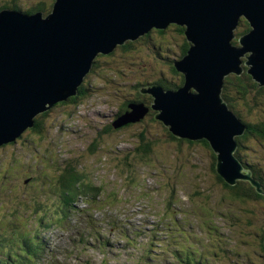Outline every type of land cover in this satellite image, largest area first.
Instances as JSON below:
<instances>
[{
  "label": "rangeland",
  "instance_id": "obj_1",
  "mask_svg": "<svg viewBox=\"0 0 264 264\" xmlns=\"http://www.w3.org/2000/svg\"><path fill=\"white\" fill-rule=\"evenodd\" d=\"M39 2L44 1L6 0L0 5L14 3L27 9ZM15 12L30 16L23 13L26 11ZM50 13L52 11H45L44 17ZM247 22L250 24L242 15L233 29L235 37L231 44L241 50L239 60L243 68L240 75L235 72L227 75L234 80L250 75L247 70L251 67L245 61L252 51L239 41L241 36L248 34L245 27L252 29ZM174 28L178 29L177 24ZM169 34L184 42L180 31ZM169 34L162 37L170 39ZM127 50L117 48L112 52L128 56ZM131 51H136L138 57L124 60L119 56L112 60L117 62L112 67L107 64L109 55L100 54L99 63L91 67L89 78L83 81H87L89 87L80 104H60L53 111L59 112L46 118L47 128L43 134L30 132L29 127L15 140L0 146V206L16 207L12 197L23 187V172L33 174L31 179H36L33 187L22 189L24 194L35 192L34 189L43 191L44 177H55L66 161L80 162L81 169L105 186L112 196L111 200L107 199L108 203H102L103 206H91L88 199L95 200L89 197L80 199L79 207L71 212H55L53 208L51 215L56 220L46 219L43 223L40 216L32 217L30 211L20 212L18 215L25 226L35 229L31 236L38 241L40 253L36 264H264L261 243L264 199L250 198L240 203L232 196L229 198L224 184H231L221 175L225 182L218 179L217 156L209 145L200 142L205 138L193 141L171 135L163 120L155 117L158 110L151 106L154 100L149 103L152 94L141 92L136 85L144 84L149 78L157 81L166 78L168 88L163 89L176 91L180 78L172 69L163 67V61L157 63L163 65L160 69L166 71V75L154 73L157 70L154 64L156 70L147 75L151 58L148 59L141 48ZM182 53L176 45L170 59L179 60ZM139 57L147 61L141 62ZM251 81L254 86L264 88L252 77ZM232 89L231 86L228 92L221 90L224 103L243 124L257 123L255 115H264V111L259 106L248 113L243 102L235 106L237 99L232 97ZM255 98L264 107V97ZM127 100L132 102L126 105ZM132 103L148 109L143 117H138L142 110H137L138 114L131 107ZM125 108L131 119L137 117V121L130 122L134 125L120 132L106 133L109 124L121 116L118 112ZM261 118L264 121V117H259L260 121ZM95 143L97 149L91 151ZM236 145L233 153L240 150L243 163L234 158L244 169L250 170V165L259 167L264 179V138L248 136L241 142L238 140ZM145 150L148 153L144 154ZM127 161L135 166L126 168ZM235 181L233 185L239 179ZM90 215H93L92 220L87 219ZM25 232L29 231L19 228L14 215L9 212L6 216L0 208V264L8 257L12 259L14 250L23 251L18 241L30 240L29 235L22 234ZM10 245L14 248H9Z\"/></svg>",
  "mask_w": 264,
  "mask_h": 264
},
{
  "label": "water",
  "instance_id": "obj_2",
  "mask_svg": "<svg viewBox=\"0 0 264 264\" xmlns=\"http://www.w3.org/2000/svg\"><path fill=\"white\" fill-rule=\"evenodd\" d=\"M242 15L252 26L239 38L252 51L245 61L251 67L247 72L261 86L264 0H56L46 17L41 12L27 16L1 11L0 146L34 126L40 113L77 95L99 54H109L117 44L135 40L153 27L173 23L185 26L190 42L188 53L175 62L186 82L176 91L159 85L143 86L140 91L152 94L151 106L158 110L155 117L175 135L210 141L217 153L216 171L228 183L250 179L264 194L251 171L232 155L235 137L244 133L245 124L220 94L224 78L243 71L241 50L231 44ZM130 105L142 110L138 117L148 110L141 104ZM124 115L114 125L137 121L130 112Z\"/></svg>",
  "mask_w": 264,
  "mask_h": 264
},
{
  "label": "trees",
  "instance_id": "obj_3",
  "mask_svg": "<svg viewBox=\"0 0 264 264\" xmlns=\"http://www.w3.org/2000/svg\"><path fill=\"white\" fill-rule=\"evenodd\" d=\"M6 0H0V4L3 3ZM44 2H39L36 6V8H34L31 11H26V13L28 12L29 15H32L34 13H38L41 12L43 13V15L45 14V11H52L54 4L56 2V0H43ZM1 12V11H0ZM243 23L246 22L244 19L241 20ZM245 24V23H244ZM174 25L176 24H169L168 26H166L165 28H157V27H153L151 28L148 32H146L144 35H141L140 37H138L135 40H129L126 41L124 45L118 46L117 48H121V49H129L127 51H125V53H129L128 56H124V55H116L114 52L109 53V57H110V61L107 63L110 67L115 66L116 63L112 60H117V58H119V56H121L124 60H128L130 57H138L136 55V51H131L132 49H136V48H141L144 50V52L146 53L148 59L151 58V61H149V63H151L150 66V73L147 75H151L154 70L153 64L157 66V70L156 74H158L159 72L161 74L166 75V71L160 69V66L163 65H159V63H157L158 61H163L164 65L163 67H167L168 69H172V72L175 73V76L180 78V85H176L174 87H182L185 84V75L178 71L175 67V62H177L178 60H174V59H170L173 57V53L176 50V45L178 47H180L183 50L182 56L181 58H179V60H181L183 58V56L185 54L188 53L189 49H190V42L187 40L186 35H185V27L183 26H179L177 25V28H174ZM250 26V24L247 22V26ZM175 30L180 31L181 33V37L184 40V42L181 40V38L179 37H175V36H171L169 33L170 32H175ZM245 30H247L248 32L251 30L248 27H245ZM169 34L170 35V39H167L165 36ZM178 40H181V43H179ZM174 48H173V46ZM116 48V49H117ZM174 51V52H173ZM100 55V54H99ZM139 60L141 62H146L147 60L144 59L143 57H139ZM155 62V63H154ZM163 62H161L163 64ZM168 62V63H165ZM98 57L93 61V68L96 66V64H98ZM147 66V64H145ZM148 67V66H147ZM91 71V70H90ZM89 73L85 76L84 80H87L89 78ZM121 74H123V71H120ZM133 74V73H132ZM155 78V77H154ZM161 79V78H160ZM165 79V80H163ZM246 79V80H245ZM83 80V81H84ZM167 81V82H165ZM168 79L166 78H162L161 80L157 81V80H150V78L147 81H144V84L142 85H136V88L141 90V88L143 86L148 87L149 85H159L162 88H168V85L166 83H168ZM237 81V82H236ZM86 83H82L79 87H78V94L75 96H71L69 97L66 101L59 103V104H55L51 109H49L48 111L44 112V113H40L39 115L36 116L35 118V123L34 126L29 128L30 132H34V133H38V134H43L46 131V124H45V120L46 118H50L53 117L54 115H56L57 112H59V110L53 112L55 109H57L60 104H77L80 100H83L82 97L86 96L87 94V89L89 87L88 82L85 81ZM234 82V83H233ZM228 84H231V86L233 87L232 91H231V95L232 97L236 98L237 100L235 101V106L237 103L239 102H243L244 106H245V111H247L248 113H252L254 111L255 108H259L260 106V110L264 111V107L261 103H259L257 101V98L254 99V97H259V100H261L260 98L264 97V93L262 91H264V88H258L257 86H254L255 84L252 83L251 81V76L249 75L248 77H242V78H236V80H234L231 75L225 77L224 79V85H223V91H227L229 90V87L231 89V86L227 87ZM257 87V88H256ZM258 90V92H257ZM193 91L195 92V90L193 89ZM259 93V94H258ZM223 95V92H222ZM248 95H250L248 97ZM223 97H225L223 95ZM253 97V98H251ZM153 96L149 97V103L151 102V99L153 100ZM226 98V97H225ZM138 101V100H136ZM135 101V102H136ZM132 101L127 100L125 102V104H129ZM81 103V102H80ZM78 103V104H80ZM148 102H145V106H147ZM256 106V107H255ZM128 111L127 108H125L124 110H120V112H118V115L123 116L124 114H126ZM238 115L241 117L240 113L237 112ZM116 117V116H115ZM255 117H257V123L253 124V123H249V122H245V129H244V133L242 135H238L236 136V141L238 142V140L241 142L243 141L245 138H247L248 136H258L261 138H264V121L259 120V117H264V115L261 114L260 115H255ZM117 119V118H116ZM115 119V120H116ZM134 124L127 122L125 124L122 125H114V123L112 124V122L109 124L107 130L105 131L106 133H113V132H120L123 131L124 129H127L128 127L132 126ZM110 129V130H109ZM171 135L173 137H177V135H175L171 130H169ZM144 136L142 135V138ZM179 138H183V137H179ZM185 138H183L182 140H185ZM98 140V139H97ZM190 140V139H189ZM202 140L201 138L197 139L196 141H200ZM195 141V140H194ZM190 142V141H189ZM206 145H209L213 152L216 154L217 153L214 151L213 147L211 146L210 141L205 138L203 139V141H200ZM96 143L94 145H92L91 147V151H95L97 148ZM240 150H237L235 153H233V155L235 156L236 154V158H238L239 160L241 159L239 152ZM148 153L147 150H145L144 154ZM241 162L243 160H240ZM55 162V161H54ZM128 163L125 165V167H134V164H131L129 161H127ZM243 163V162H242ZM61 164V163H60ZM62 167H59V173L53 177V178H45V184L43 187V191H36L34 188L35 192H25L26 194H24V191L22 190L23 188H26V186H32L34 185L36 179H31V177L33 176V174H27V171L23 172L22 174L25 175V178H23L21 180V185H23V187L20 190L15 191L12 199L15 201L13 203H16L15 206L16 207H9L6 205H1L0 208L3 210V214H5L6 216H8V213L10 212V215H14V220L16 221V223L18 224L19 228L21 227H25L27 229V231L29 232H25L22 234L25 235H29L27 236V238H30L29 241L26 240H22V241H18V237H15V239H17L18 243H19V247L23 249V251L18 252L17 250L13 251V256L12 259L11 257H8V259L6 258L3 264H36L37 263V257L39 256V251L37 250V246L39 245L38 241L35 239H33V236L35 233V229L31 228V227H26L25 223L22 221V218L18 215L20 212H26L28 213V211H30L31 216L32 217H39L40 219H42V223L47 219V220H56L55 216L51 215L54 212H51V210L54 208L55 212L57 211H62V212H71L72 210H74L76 207H79V201L80 199H88L89 197L93 198L95 201H92L90 199H88V203H90L91 206L97 207L100 204L103 206L102 203H108L109 201L107 200L108 198H110V200L112 199L111 193L109 191H107V188H105V186L98 184L93 177L90 174H87V171L85 172L83 169H81V164L79 163H74L72 161H66L63 164H61ZM131 165V166H130ZM250 165V164H249ZM217 163L215 165V169L217 168ZM252 165L249 166L250 170L252 172V177L255 180H258L261 184V188L264 191V179L261 175V171H259V167H251ZM218 174V173H217ZM21 178V177H20ZM47 179V180H46ZM218 179L220 181H224L222 180V178L220 177V174H218ZM131 181H133V178L131 179ZM225 182V181H224ZM223 182V183H224ZM225 189H228L229 192L227 193V196H230L229 198H233V200L238 201L240 203H245L246 199H250V198H256V199H264V194L259 192L256 188L255 185H253L252 181L250 179H239L238 183L236 185H229L225 182ZM31 188V187H28ZM13 190V189H12ZM111 196V197H110ZM97 200V201H96ZM99 204V205H98ZM7 207L6 211H5V207ZM93 215H90L87 219L88 220H92ZM21 226V227H20ZM261 243L264 244V233L262 231L261 234ZM9 248H14L12 247V245L9 246ZM1 253V251H0ZM21 254V256H20ZM4 257V256H3ZM11 262V263H9Z\"/></svg>",
  "mask_w": 264,
  "mask_h": 264
},
{
  "label": "bare ground",
  "instance_id": "obj_4",
  "mask_svg": "<svg viewBox=\"0 0 264 264\" xmlns=\"http://www.w3.org/2000/svg\"><path fill=\"white\" fill-rule=\"evenodd\" d=\"M34 14H36V13H34ZM42 14H43V13H42ZM32 15H33V14H32ZM43 16H44V15H43ZM143 35H144V34H143ZM139 37H140V36H139ZM124 44H125V43H123V44H117V45L115 46L114 50H115L118 46H121V45H124ZM101 54H104V53H101ZM98 56H99V55H98ZM98 56H97V57H98ZM97 57H96V58H97ZM96 58H94V60H95ZM94 60H93V61H94ZM46 111H48V110H46ZM46 111H44V112H46ZM44 112H42V113H44ZM35 118H36V117H35ZM182 139H183V138H182ZM55 251H56V250H55ZM52 252H54V251H51V253H52Z\"/></svg>",
  "mask_w": 264,
  "mask_h": 264
},
{
  "label": "clouds",
  "instance_id": "obj_5",
  "mask_svg": "<svg viewBox=\"0 0 264 264\" xmlns=\"http://www.w3.org/2000/svg\"><path fill=\"white\" fill-rule=\"evenodd\" d=\"M23 12V11H22ZM23 13H26V12H23ZM26 14H28V13H26ZM29 15V14H28ZM117 118V117H116Z\"/></svg>",
  "mask_w": 264,
  "mask_h": 264
}]
</instances>
